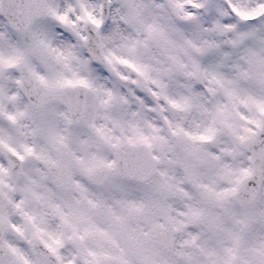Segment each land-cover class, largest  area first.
Listing matches in <instances>:
<instances>
[{
    "label": "clouds",
    "instance_id": "9594fccd",
    "mask_svg": "<svg viewBox=\"0 0 264 264\" xmlns=\"http://www.w3.org/2000/svg\"><path fill=\"white\" fill-rule=\"evenodd\" d=\"M0 264H264V0H0Z\"/></svg>",
    "mask_w": 264,
    "mask_h": 264
}]
</instances>
